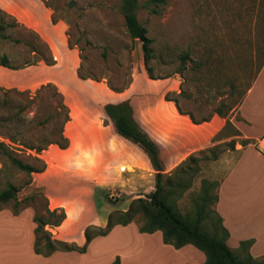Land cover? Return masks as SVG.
Masks as SVG:
<instances>
[{
  "label": "rangeland",
  "instance_id": "obj_1",
  "mask_svg": "<svg viewBox=\"0 0 264 264\" xmlns=\"http://www.w3.org/2000/svg\"><path fill=\"white\" fill-rule=\"evenodd\" d=\"M42 1L51 9L52 18L67 24L68 46L77 50L75 68L69 60L71 56L58 61L55 58L58 78L51 74L54 77L48 75L30 88L11 87L15 91L7 94L0 91V102L3 103L6 97L11 110H14L19 102H27L34 96L42 84L54 82L58 85L70 107L71 120L65 126L70 146L61 149L52 144L40 154L47 163L49 193L62 192L67 195L74 188L75 194L82 197L87 195L89 187L98 185L102 195L98 200V208L103 217L108 218L114 210L126 209L133 199L146 197L155 190L153 170H136L126 163L119 167L122 156L120 149L113 146L116 142L137 154L140 159L146 156L138 145L125 141L116 133L109 138L106 136L105 127L110 120L104 116L103 108L106 103L112 102L110 94L136 89L138 105L143 107L152 101L150 95L165 96L168 91L182 92L179 96L173 95L182 110L201 119L213 115L218 107L228 111L231 105L235 109L264 65V0H167L158 13L140 8L138 18L154 40V54L148 66L156 79L150 78L146 70L142 43L132 38L127 31L121 0ZM146 1L139 0L141 4ZM0 17L6 22L11 21L2 11ZM6 35L8 39L0 36V53L10 54L16 63L33 55L27 43L34 42L36 38L30 31L17 27L8 29ZM15 39L21 42H14ZM186 52L190 56L184 62L183 55ZM39 64L47 65L43 61L35 65ZM32 109L37 111L38 105H33ZM2 111L8 110L0 108V113ZM34 111H30V115ZM4 131L0 127V133ZM9 132L14 133V130ZM41 132L38 127H28L25 135L30 141L38 143ZM229 132L230 129L226 128L223 135ZM0 139L22 149L18 157L26 162L33 161L31 155L36 154L34 150L12 143L3 135H0ZM228 141L221 138L210 146L213 152L197 154L198 171L193 186L182 194L177 203L181 213L194 211V200L200 194L203 180L215 182L212 193L217 191V185L238 156L226 144ZM212 153L217 154V159L212 158ZM0 170V189L11 181L20 186V199L39 190L47 195L45 189L37 185L43 178L42 172L33 173L31 183L26 184L29 176L15 167L8 165L3 168L1 162ZM48 206L49 199L46 200L39 192L20 206V212L24 210L32 214L33 220L35 215L52 220L46 213ZM3 207L13 211L14 202L1 204L0 208ZM219 216L216 204H212L205 222L207 230L218 223ZM143 223L144 219L138 216L130 223L135 226V230L129 224H119L108 235L97 240L91 253L101 257L96 263L95 256L91 255L93 264H107L109 259L114 261L118 257L125 264L205 262V254L193 245L177 249L167 244L169 247L163 250V236L162 242L157 241L159 234L155 235V240L144 236L139 229ZM53 227L46 226L52 237ZM252 245L243 248L241 243L235 247L230 243L240 257L250 254L256 260H262L264 252H253Z\"/></svg>",
  "mask_w": 264,
  "mask_h": 264
},
{
  "label": "crops",
  "instance_id": "obj_2",
  "mask_svg": "<svg viewBox=\"0 0 264 264\" xmlns=\"http://www.w3.org/2000/svg\"><path fill=\"white\" fill-rule=\"evenodd\" d=\"M0 8L40 34L51 46L57 61L71 56L69 60L75 68L77 50L68 46L67 24L63 21L54 22L51 9L42 0H0ZM56 65L39 64L18 70L0 66V86L30 88L48 75L58 78ZM135 90L131 88L124 92H113L110 97L112 102H131L135 118L158 143L167 172L173 171L190 154L212 146L215 143L213 138L226 125V118L217 113L207 122L194 123L188 114L179 112L175 102L167 101L163 95H150L152 101L141 107L138 105L139 95L138 92L135 94ZM103 112L104 116L108 117L105 109ZM230 119L241 135L224 139L248 138L252 142L246 146L236 142L235 150L232 151H236L238 156L219 183L216 210L223 225L230 232L229 245L231 243L235 247L240 245L241 241L254 239L251 250L264 252V150L258 147L264 138V65L246 90L241 103L231 112ZM109 120V125L105 127L108 138L116 133L120 138L134 144L119 135L112 120ZM113 146L121 152L119 167L126 163L125 165L136 170H153L155 175L144 151L146 157L140 159L128 148H122L118 142ZM47 172L48 170H45L41 173L43 178L37 185L45 189L50 209L63 207L67 213V218L61 225L51 228L53 237L83 246L86 242V227L90 224L104 226L108 219L100 214L96 206L93 198L94 186L89 187L87 195L82 197L75 194L74 188L67 195L62 192L51 194ZM58 183L61 184L60 181ZM129 225L135 230L133 224ZM35 228L32 214L24 210L15 214L8 207L0 208V264H93L91 255L95 256L94 262L100 261L98 259L101 256L91 252L93 244L103 236L94 238L85 252L56 250L49 255H43L35 251ZM156 234H159L157 241L162 242L161 231L144 233V236L155 240ZM162 245L163 250L169 247L165 243ZM112 261L113 259H109L107 264ZM121 264H125L124 261Z\"/></svg>",
  "mask_w": 264,
  "mask_h": 264
},
{
  "label": "trees",
  "instance_id": "obj_3",
  "mask_svg": "<svg viewBox=\"0 0 264 264\" xmlns=\"http://www.w3.org/2000/svg\"><path fill=\"white\" fill-rule=\"evenodd\" d=\"M166 3L167 0H147L143 4L139 0H121V12L124 15L125 26L132 38L142 43L146 70L152 79L156 78L153 77L152 69L148 66V63L153 58L154 40L149 36L148 28L140 22L138 11L140 8H147L151 13H158L159 8ZM0 11L11 19L10 22H6L3 17H0V36L3 39H8V35H6L8 29L17 27H23L30 31L36 38L34 42L27 43L33 53L30 58H25L21 62L18 61L20 63H16L10 54L6 52L0 53V66L18 70L38 64L41 61L50 66L56 64V59L49 43L40 34L20 23L16 17L1 8ZM53 21L57 22L54 17ZM14 42L20 43L21 41L15 39ZM189 56V52L183 55L184 62ZM0 91H4L7 94L15 91V89H7L0 86ZM181 94L182 92L168 91L164 97L167 101L175 102L179 112L188 114L194 123L207 122L212 118L213 115L198 119L193 114L184 112L178 99L173 97V95L179 96ZM35 104L38 105L37 111L32 109ZM234 107L230 105L228 111H225L223 107L216 109L215 113L226 118L227 121L224 128L213 138V141L241 135L239 129L230 119V114ZM0 108L8 110L0 113V127L5 129L0 135L7 137L12 143H19L28 149L34 150L36 153L31 155L32 162H26L18 157V153L22 149L13 147L10 143L0 139V161L3 164V168L11 165L17 170L26 173L30 178L26 184L31 183L33 173L44 172L47 169V163L40 156L42 151L52 144L58 145L61 149H67L70 146V138L65 134V126L71 120L70 107L66 103L65 96L58 85L54 82H47L42 84L36 90V94L31 96L27 102L21 101L14 106V110H11V105L6 100V97L3 98V103L0 102ZM104 109L109 119L112 120L117 133L138 145L149 158L155 171V190L146 197L133 199L126 209L110 212L106 226L88 225L85 229L86 242L83 246L77 243H68L51 236V233L46 230V226L61 225L67 218V213L63 207L55 209L48 207L46 213L49 218H53L52 220H46L41 215L34 216V221L37 223L35 228V251L37 253L49 255L56 250L85 252L94 238L106 236L116 225H128L140 216L144 219V223L139 227L142 233L161 231L164 243L173 245L177 249L186 245L195 246L206 256V260L202 264H264V258L256 260L250 254L246 257H240L230 247L228 244L229 231L223 225L221 216H219L218 223H214L212 228L207 230L205 222L209 217L210 207L218 201L217 191L212 193L215 182L202 181L201 191L194 200V211L192 213L183 214L178 208L177 203L182 194L193 186L195 174L198 171L196 166L198 161L197 154H205L207 151L213 152V147L190 154L173 171L167 172L158 143L135 118L131 102L129 100L108 102L104 105ZM30 111L35 113L30 115ZM28 127H38L42 131L38 143L30 141L26 137L25 131ZM226 128H229L230 132L223 135ZM9 130H14V133L9 132ZM237 141L243 146L252 142L248 138L240 140L234 138L226 144L231 150H235ZM217 157L216 153H212L213 159H217ZM218 186L219 184L217 185V190ZM100 189L96 185L93 192L97 207L98 200L102 196ZM19 190L20 186L8 181L6 187L0 189V205L13 201V212L18 214L20 206L29 202L39 192L41 196L48 200L47 195L42 190L20 199L18 197ZM42 242H44L43 245ZM252 243L253 239L242 241L241 246L249 248ZM112 264H121L120 258H116Z\"/></svg>",
  "mask_w": 264,
  "mask_h": 264
},
{
  "label": "built area",
  "instance_id": "obj_4",
  "mask_svg": "<svg viewBox=\"0 0 264 264\" xmlns=\"http://www.w3.org/2000/svg\"><path fill=\"white\" fill-rule=\"evenodd\" d=\"M262 143H263V145H262ZM258 147H259V149L264 150V138H263L262 142H260L258 144Z\"/></svg>",
  "mask_w": 264,
  "mask_h": 264
}]
</instances>
